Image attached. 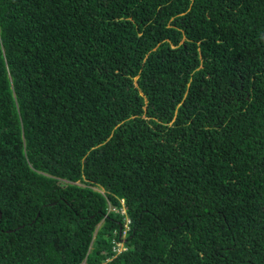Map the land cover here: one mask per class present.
Listing matches in <instances>:
<instances>
[{
    "label": "trees",
    "instance_id": "1",
    "mask_svg": "<svg viewBox=\"0 0 264 264\" xmlns=\"http://www.w3.org/2000/svg\"><path fill=\"white\" fill-rule=\"evenodd\" d=\"M0 264H264V0H0Z\"/></svg>",
    "mask_w": 264,
    "mask_h": 264
},
{
    "label": "built area",
    "instance_id": "2",
    "mask_svg": "<svg viewBox=\"0 0 264 264\" xmlns=\"http://www.w3.org/2000/svg\"><path fill=\"white\" fill-rule=\"evenodd\" d=\"M113 245H114V250L115 251H120V250L124 249L122 243L119 242V241L114 240L113 241Z\"/></svg>",
    "mask_w": 264,
    "mask_h": 264
},
{
    "label": "clouds",
    "instance_id": "3",
    "mask_svg": "<svg viewBox=\"0 0 264 264\" xmlns=\"http://www.w3.org/2000/svg\"><path fill=\"white\" fill-rule=\"evenodd\" d=\"M117 241V240H116ZM116 252H118V251H116Z\"/></svg>",
    "mask_w": 264,
    "mask_h": 264
}]
</instances>
